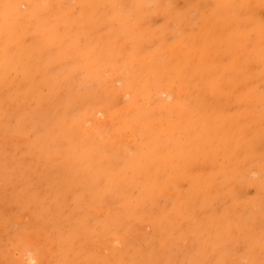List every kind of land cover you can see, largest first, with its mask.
<instances>
[{"label":"rangeland","instance_id":"rangeland-1","mask_svg":"<svg viewBox=\"0 0 264 264\" xmlns=\"http://www.w3.org/2000/svg\"><path fill=\"white\" fill-rule=\"evenodd\" d=\"M9 97L0 264H264V0H0Z\"/></svg>","mask_w":264,"mask_h":264},{"label":"bare ground","instance_id":"bare-ground-1","mask_svg":"<svg viewBox=\"0 0 264 264\" xmlns=\"http://www.w3.org/2000/svg\"><path fill=\"white\" fill-rule=\"evenodd\" d=\"M30 98V97H29ZM146 99V98H145ZM13 99L12 98H8V99H6V100H0V106L2 107V105H1V103L2 104H4V102H5V108L6 107H10V106H12L11 105V101H12ZM37 107V106H36ZM41 109V108H40ZM6 110V109H5ZM26 115L27 114H25V113H22L21 114V116L22 117H26ZM124 124H125V122H124ZM139 124H140V121H139ZM115 125V124H114ZM141 125V124H140ZM24 127H26L25 126V124H24V121H22L21 122V120H19L18 121V123H17V126L13 129L14 131H19L20 132V130L21 131H23L24 130ZM48 127V126H47ZM47 127H46V129H47ZM165 128V127H164ZM142 129V128H141ZM143 131H145V130H143ZM1 132H3V133H0V152L1 153H3V151H1L2 149H4L5 147H6V144H7V136H8V134L6 133V131H1ZM56 132V131H55ZM135 132V131H134ZM59 133V132H58ZM70 133V132H69ZM71 134V133H70ZM133 134V133H132ZM62 135H64V134H62ZM125 136V135H124ZM123 136V137H124ZM131 136V135H130ZM143 136V135H142ZM127 137H129V136H127ZM162 138V137H161ZM165 138V137H164ZM136 139H138V138H136ZM11 140H14V139H11ZM143 140H144V138H143ZM124 141V140H123ZM54 142V141H53ZM143 143V142H142ZM71 144V143H70ZM83 144H84V142H83ZM87 144V143H86ZM122 144V143H121ZM136 144H139V142L138 143H136ZM63 145V144H62ZM68 145V144H67ZM109 145V144H108ZM91 146V145H90ZM67 147H69V146H67ZM66 147V148H67ZM130 147V146H129ZM90 148V147H89ZM77 149V148H76ZM58 150V149H57ZM62 149H60V151H61ZM54 151V150H53ZM67 151V150H66ZM76 151V150H75ZM59 152V151H58ZM96 152V151H95ZM99 152V151H98ZM102 152V151H101ZM100 152V153H101ZM128 152V151H127ZM133 152V151H132ZM105 153V152H104ZM59 154V153H58ZM63 154V153H62ZM133 154V153H132ZM56 155V154H55ZM92 155V154H91ZM65 156V155H64ZM75 156H76V153H75ZM150 156H152L151 154H150ZM72 159V158H71ZM60 160V159H59ZM58 160V161H59ZM24 161V160H23ZM78 161V160H77ZM82 161H84V160H82ZM70 162V161H69ZM72 162V161H71ZM75 163V162H74ZM29 165V164H28ZM98 165V164H97ZM64 166H65V162H64ZM64 166H63V168H64ZM61 168V167H60ZM62 169V168H61ZM66 169V168H65ZM72 169V168H71ZM73 170V169H72ZM67 171H68V169H67ZM85 171V170H84ZM70 172V171H69ZM86 172V171H85ZM56 173H57V171H56ZM59 174V173H58ZM69 174V173H68ZM67 174V175H68ZM67 175H65V176H67ZM55 176V175H54ZM57 177V176H56ZM57 179H58V177H57ZM137 179V178H136ZM135 179V180H136ZM139 180V179H138ZM138 180H137V182H138ZM73 181V180H72ZM63 182V181H62ZM50 183H54V182H50ZM55 183H58V182H55ZM66 183H68V182H66ZM134 183H136V181L134 182ZM70 184V183H69ZM61 185V184H60ZM52 186V185H51ZM63 186V185H62ZM61 186V187H62ZM94 186V185H93ZM58 187V186H57ZM79 188V187H78ZM78 188H77V190H78ZM73 189V188H72ZM61 190V189H60ZM63 190V189H62ZM74 190H76V189H74ZM73 190V191H74ZM75 192V191H74ZM46 193L48 194V195H46L48 198H50L51 200L53 199V195L48 191V190H46ZM60 193V192H59ZM73 193V192H72ZM69 194H71V191L69 192ZM68 194V195H69ZM77 194V193H76ZM75 194V195H76ZM85 194V193H84ZM65 194H62V196H64ZM86 195V194H85ZM59 196V195H58ZM82 196H83V194H82ZM91 196H93V195H91ZM76 198H77V196H76ZM76 198H75V201H76ZM80 198V197H79ZM86 199V198H85ZM92 199V198H91ZM90 199V200H91ZM83 200V199H82ZM80 201V200H79ZM93 201V200H92ZM95 201V200H94ZM77 203H78V201H76ZM84 202V201H83ZM95 203V202H94ZM91 204V203H90ZM94 205V204H93ZM82 206V205H81ZM84 206V205H83ZM89 206V205H88ZM66 207V206H65ZM91 208V207H90ZM102 209H103V207H102ZM120 209V208H119ZM77 210V209H76ZM75 210V211H76ZM100 211V210H99ZM6 212V211H5ZM96 212H98V211H96ZM100 212H102V211H100ZM122 213V212H121ZM100 214H102V213H100ZM106 214V213H105ZM95 215V214H94ZM104 215V214H103ZM65 216V215H64ZM97 216H99L98 214H97ZM102 216V215H101ZM105 216V215H104ZM67 217V216H66ZM82 217V216H81ZM80 217V218H81ZM23 217H18V219H17V221L19 220L20 221V219H22ZM16 219V218H15ZM23 219H25V218H23ZM79 220V219H78ZM22 221V220H21ZM71 222H73V221H71ZM65 224V223H64ZM69 224V223H68ZM78 224V223H77ZM66 226V225H65ZM69 228V227H68ZM19 229V231H23V227L21 226V227H19L18 228ZM25 230V229H24ZM28 230V232H33L34 231V229H32V228H30V229H27ZM51 230V229H50ZM82 230V229H81ZM75 231V230H74ZM43 232H45V231H43ZM80 232H82V231H80ZM84 233V232H83ZM34 242V239L33 238H30V237H28V239L26 240V247H28V250L31 252V251H33L32 252V254L28 257L29 259V261L30 262H32V261H36L37 262V260H38V263L39 264H45V262L47 261L46 259L48 258V256H47V253H46V251H44V250H42V249H39V247L38 248H36L35 246V244L33 243ZM60 243V242H59ZM107 243V242H106ZM115 244V243H114ZM35 252V253H34ZM20 258V257H19ZM22 258V257H21ZM39 258L41 259V260H39ZM46 260V261H45ZM24 261V258H22L21 259V262H23ZM60 261V260H59ZM48 263V262H47Z\"/></svg>","mask_w":264,"mask_h":264}]
</instances>
